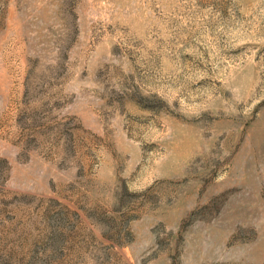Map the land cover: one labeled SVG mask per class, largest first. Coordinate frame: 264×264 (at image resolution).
<instances>
[{
  "label": "rangeland",
  "instance_id": "obj_1",
  "mask_svg": "<svg viewBox=\"0 0 264 264\" xmlns=\"http://www.w3.org/2000/svg\"><path fill=\"white\" fill-rule=\"evenodd\" d=\"M0 264H264V0H0Z\"/></svg>",
  "mask_w": 264,
  "mask_h": 264
}]
</instances>
